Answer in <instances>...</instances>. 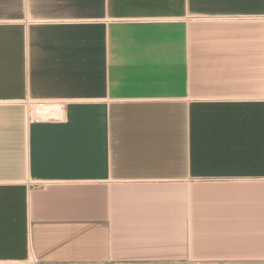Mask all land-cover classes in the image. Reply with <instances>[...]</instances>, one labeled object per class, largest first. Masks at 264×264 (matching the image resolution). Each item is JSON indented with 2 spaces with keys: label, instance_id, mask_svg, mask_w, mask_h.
Wrapping results in <instances>:
<instances>
[{
  "label": "crops",
  "instance_id": "0c3cea01",
  "mask_svg": "<svg viewBox=\"0 0 264 264\" xmlns=\"http://www.w3.org/2000/svg\"><path fill=\"white\" fill-rule=\"evenodd\" d=\"M29 253L264 264V0H0V261Z\"/></svg>",
  "mask_w": 264,
  "mask_h": 264
},
{
  "label": "built area",
  "instance_id": "2783aa9c",
  "mask_svg": "<svg viewBox=\"0 0 264 264\" xmlns=\"http://www.w3.org/2000/svg\"><path fill=\"white\" fill-rule=\"evenodd\" d=\"M26 119L28 122L33 121H46V120H58V112L55 115L54 107H58L61 111L64 107V101L62 99H43V98H30L26 97L22 101ZM0 264H50L37 259L32 253H29L23 259H13L0 261Z\"/></svg>",
  "mask_w": 264,
  "mask_h": 264
},
{
  "label": "bare ground",
  "instance_id": "6f19581e",
  "mask_svg": "<svg viewBox=\"0 0 264 264\" xmlns=\"http://www.w3.org/2000/svg\"><path fill=\"white\" fill-rule=\"evenodd\" d=\"M55 109H54V113H52V115H55L57 112H58V110H59V108L56 106V107H54Z\"/></svg>",
  "mask_w": 264,
  "mask_h": 264
}]
</instances>
